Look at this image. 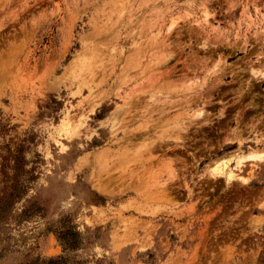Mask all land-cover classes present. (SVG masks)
I'll return each instance as SVG.
<instances>
[{
  "label": "clouds",
  "instance_id": "obj_1",
  "mask_svg": "<svg viewBox=\"0 0 264 264\" xmlns=\"http://www.w3.org/2000/svg\"><path fill=\"white\" fill-rule=\"evenodd\" d=\"M0 264H264V0H0Z\"/></svg>",
  "mask_w": 264,
  "mask_h": 264
}]
</instances>
